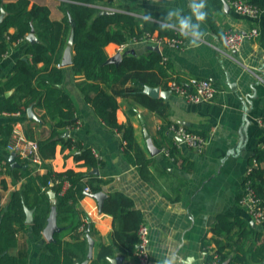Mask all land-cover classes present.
Wrapping results in <instances>:
<instances>
[{"label": "crops", "instance_id": "obj_1", "mask_svg": "<svg viewBox=\"0 0 264 264\" xmlns=\"http://www.w3.org/2000/svg\"><path fill=\"white\" fill-rule=\"evenodd\" d=\"M246 1L260 7L261 13L256 20L238 15L231 8L229 0H223L221 9L213 12L218 31L212 28L207 17L200 22L204 36L199 46L189 47L190 40L183 35L181 49L161 44L160 53L170 65L167 76H163L157 69L141 70L131 73L129 78L115 85L114 90L122 91L117 96V121L121 125H133L137 141L151 159L150 180L142 177L138 166L126 154L122 132L108 126L87 101L79 86L84 77L75 74L72 66L60 64L63 78L57 87L72 102L74 125L58 127L57 120L51 119L46 108L41 107L37 100L29 106L37 118L29 116V108L25 113L0 111V211L7 205L11 194L27 181L21 174L23 161L18 156L11 161L13 153L7 149L5 129L12 126L21 135L37 141L52 137L56 131L58 133L53 137L60 139V143L56 146L55 155L47 159V163L58 172L70 169L87 171L83 161L76 159V154L79 146L90 148L102 161L96 175L108 180L103 192L107 196L116 191L125 193L134 200L135 208L143 213L144 222L150 228L148 264H165V261L168 264H207L203 241L205 238L212 239L210 229L218 215L238 216L252 224L251 215L239 200L245 192L243 183L250 167L249 158L255 149H264V0ZM30 2L31 5L48 6L53 20L64 18V12L60 9L63 0ZM191 2L107 0L106 8L142 16L179 9L182 15L192 16L193 23H196L190 8ZM5 15L3 10L0 18L3 19ZM254 25L259 29L255 39L246 35ZM228 29L246 35L239 49L233 53L226 50L222 40ZM14 31V28L10 29L11 34ZM150 46L151 43L144 41L129 42L126 50L134 51L130 54L148 57L153 51ZM27 49V39L9 46L0 59L1 86L14 73L20 59L31 58ZM105 50L109 57H113L120 52V45L112 42ZM38 66L42 67L43 63ZM174 73L183 77L211 80L218 90L215 99L190 103L175 95L167 83ZM136 81L141 84H136ZM145 85L159 87L163 95L151 97L144 93ZM14 92V88L0 92V102ZM168 123L181 124L189 131L206 137L208 142L203 151L199 152L181 142L177 145L179 160L176 162L167 158L161 144L164 140L167 143L169 139H175L172 133H167L168 138L164 139L160 129ZM145 130L160 150L158 153H151ZM68 141L73 143L72 146L64 144ZM183 159L187 164H182ZM8 168L11 171L14 168L19 170L14 174ZM46 171L47 168L40 166L32 169L34 174H44ZM32 188L29 194L30 205H34L37 199V187L33 184ZM91 193H86L78 208L84 214L89 213L95 257L99 244L111 243L114 219L111 214L100 211L98 200ZM29 209L33 210L30 206ZM252 225L264 229V223ZM17 237V245L9 253L22 256L24 264H40L41 250L45 242H48L46 237L43 234L36 235L31 226L22 228ZM64 239L74 241L71 233H67ZM207 248L213 250L216 244L211 240ZM83 261L79 260L78 263ZM228 263L224 261L222 264ZM109 264H138V260L135 251L131 254L117 251L109 258Z\"/></svg>", "mask_w": 264, "mask_h": 264}, {"label": "trees", "instance_id": "obj_2", "mask_svg": "<svg viewBox=\"0 0 264 264\" xmlns=\"http://www.w3.org/2000/svg\"><path fill=\"white\" fill-rule=\"evenodd\" d=\"M199 2V0H198ZM107 0H63L60 9L64 12L62 20H53L51 10L46 5L32 4L30 0H15L5 2L0 0V13L4 10L5 17L0 22V59L8 51L9 46L17 41L25 40L34 28L40 42H28L27 52L30 59H20L9 80L0 85V92L14 88L13 95L0 102V111L25 113L29 106L38 101L46 108L51 119L57 120L58 127L75 124L73 106L69 97L57 87L63 78L61 63L62 51L71 33L74 22V45L72 69L75 74L82 75L84 80L79 86L88 102L92 104L98 115L111 128H117L125 140V152L130 160L136 164L145 180H150V162L145 149L139 144L132 124L121 125L117 121L116 111L119 107L117 96L122 91L114 90L115 85L129 78L131 73L141 70H159L167 76L170 68L164 56L153 50L148 57L136 54L124 55L118 64L108 63L109 58L105 48L109 43L119 45L132 39H141L146 33H157L159 37L175 38L177 33L171 27H161V21L167 16L166 12H152L147 16L136 13L111 9L109 13L100 14L105 10ZM223 0H206L207 19L216 31L213 17L214 11H219ZM14 28V33L10 29ZM43 63L42 67L38 65ZM136 84H141L139 81ZM171 123L161 127L160 133L164 139L171 133L168 127ZM14 128L5 129L8 140ZM58 133V132H57ZM56 131L53 134H57ZM38 141L43 159L40 167L47 168L44 174H34L32 165L23 161L22 175L27 181L14 191L7 205L0 211V264H24L22 256H14L9 250L17 245L18 232L31 226L34 233L42 236L43 230L52 208L50 191L55 193L57 208V223L61 231L54 233V240L45 242L40 253V264H78L79 260L87 258L89 242L88 235L93 230L92 224L83 226L84 213L78 208L80 200L86 195L85 187L89 186L92 193L104 190L108 180L102 179L91 171L102 165L90 148L79 146L76 154L78 161H83L87 171L66 170L55 171L47 159L55 155L56 146L60 139L54 137ZM6 143V144H7ZM72 146V142L64 143ZM162 147L170 149L171 155L177 162L180 151L177 143L169 139L164 140ZM161 147V148H162ZM182 164H187L183 159ZM9 166V165H8ZM33 166V168H32ZM251 171L247 173L243 187L252 188L256 195L264 199V149L257 148L249 158ZM0 169V173H1ZM17 168L11 171L16 173ZM13 174V175H14ZM16 177V175H15ZM69 186L63 191L65 182ZM37 187V199L30 205L29 194ZM242 195L240 196V198ZM33 208V223L27 224V208ZM102 212L111 214L114 228L109 245L99 244L98 252L89 264H109V258L115 252L131 254L138 244V229L144 222L143 213L135 208L134 200L123 192H112L103 201ZM214 249L220 255L221 262L228 264H253L264 262V229L254 227L248 220L241 217H229L224 214L217 216L211 226ZM72 234L74 241H67L64 236ZM205 238L207 264L213 261V254L207 245L211 241Z\"/></svg>", "mask_w": 264, "mask_h": 264}, {"label": "built area", "instance_id": "obj_3", "mask_svg": "<svg viewBox=\"0 0 264 264\" xmlns=\"http://www.w3.org/2000/svg\"><path fill=\"white\" fill-rule=\"evenodd\" d=\"M229 4L235 13L241 16L248 17L252 20H256L261 9L256 4L250 3L246 0H229ZM105 9H109L106 8ZM173 28L174 25H168ZM177 36L175 38H163L159 37L157 33L150 34L146 33L141 41L151 43L161 47V44L165 43L169 47L181 49L183 47V36L180 34L179 29L175 28ZM248 37L255 39L259 35V29L254 25L250 32L246 34ZM240 31L228 29L225 30L223 35V43L226 50L229 53L237 51L241 45L242 39L246 36ZM139 40L132 39L130 42H137ZM129 42L120 45V52H125ZM161 51V50H160ZM167 59L164 57V61ZM60 66V64H58ZM169 90L177 96L184 98L187 102L198 103L202 101H212L217 95V88L214 83L209 79L198 78V77H183L177 73L172 74L168 78ZM168 130L174 135L175 142L179 145L181 142L201 152L207 145L208 139L200 134L193 133L186 129L181 124L171 123ZM7 149L11 151L15 156H18L24 161L30 162L32 165H41L43 159L40 154L39 144L37 140L29 139L26 136L21 135L16 130H13L9 141L7 143ZM164 155L172 160L175 157L171 155L170 149L162 147ZM251 171V167L248 169V173ZM69 186V182H65L63 191ZM86 193H91L89 186L85 187ZM240 204L247 208L251 215L252 221L255 224L264 223V199L258 197L255 191L246 187L245 192L239 200ZM83 226L90 224L89 213L83 216ZM139 241L135 250V256L138 260V264H148L149 254V243H150V228L147 223H141L138 229ZM213 254V261L211 264H222L220 255L215 250H208Z\"/></svg>", "mask_w": 264, "mask_h": 264}, {"label": "water", "instance_id": "obj_4", "mask_svg": "<svg viewBox=\"0 0 264 264\" xmlns=\"http://www.w3.org/2000/svg\"><path fill=\"white\" fill-rule=\"evenodd\" d=\"M226 8H228V5H226ZM111 11H112L111 9H105V10H102L100 12V14L109 13ZM2 20L3 19L1 17L0 22ZM72 26L73 27L71 29L70 37L68 39L67 46L64 50L62 60L60 63L62 66H71L73 64V45H74V37H75L74 22H72ZM26 39L31 44L40 42L39 38L37 37V35L35 33L34 28H32L31 32L27 35ZM150 49L155 50L157 52H160V47L157 45L150 46ZM130 53H134V51L133 50H131V51L126 50L123 53L118 52L115 56L109 57L107 62L118 64L122 61L124 55L130 54ZM144 93H147L148 95H150L151 97H154V98H158L159 96L163 95L160 92L159 87H151V86H147V85H145V87H144ZM168 93H170V92L168 91ZM28 113H29V116L31 118H37L33 113L32 107H30L28 109ZM145 136L147 138V144H148V147H149L151 153L152 154L158 153L160 150L157 147H155L149 133L146 130H145ZM15 158H16V156L13 154L11 156V161H14ZM91 172L93 174H98L99 170L96 168V169H93ZM90 195H92L93 197H95L98 200L100 211H102L103 201L107 197V194L105 192L101 191L99 193H91ZM50 198H51V202H52V208H51V212L49 214L48 220H47V224L43 230V235L46 237V239L48 241H53L54 240V233L57 231H61V228L58 226V223H57L56 197H55V193L52 191L50 192ZM26 212H27L26 223L32 224L34 212L32 209H29L27 207H26ZM252 224H255V223L252 221ZM88 242H89V248H88L87 258L83 262L78 263V264H89L90 260L93 259L94 240L91 238L90 235H88ZM119 260H121V259H119ZM262 264H264V262Z\"/></svg>", "mask_w": 264, "mask_h": 264}, {"label": "clouds", "instance_id": "obj_5", "mask_svg": "<svg viewBox=\"0 0 264 264\" xmlns=\"http://www.w3.org/2000/svg\"><path fill=\"white\" fill-rule=\"evenodd\" d=\"M205 7L206 0H199V2L198 0H192L190 8L193 16H195L196 23H193L192 16H184L177 9L167 14L164 20L161 21V27L164 28L167 25H174L172 29L178 27L180 34L189 38V47H197L204 36V33L200 30V22L204 21L207 16V12L204 11ZM165 264H168V262L165 261Z\"/></svg>", "mask_w": 264, "mask_h": 264}]
</instances>
